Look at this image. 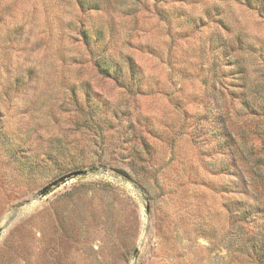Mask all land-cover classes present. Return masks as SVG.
I'll list each match as a JSON object with an SVG mask.
<instances>
[{
    "label": "rangeland",
    "instance_id": "1",
    "mask_svg": "<svg viewBox=\"0 0 264 264\" xmlns=\"http://www.w3.org/2000/svg\"><path fill=\"white\" fill-rule=\"evenodd\" d=\"M0 264H264V0H0Z\"/></svg>",
    "mask_w": 264,
    "mask_h": 264
},
{
    "label": "water",
    "instance_id": "2",
    "mask_svg": "<svg viewBox=\"0 0 264 264\" xmlns=\"http://www.w3.org/2000/svg\"><path fill=\"white\" fill-rule=\"evenodd\" d=\"M68 176H69V175H68ZM68 176H67V177H68ZM62 179H63V178H61L59 181H61ZM55 183H57V182H55Z\"/></svg>",
    "mask_w": 264,
    "mask_h": 264
}]
</instances>
